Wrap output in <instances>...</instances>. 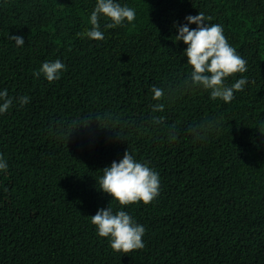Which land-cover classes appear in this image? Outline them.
Segmentation results:
<instances>
[{"label": "trees", "instance_id": "obj_1", "mask_svg": "<svg viewBox=\"0 0 264 264\" xmlns=\"http://www.w3.org/2000/svg\"><path fill=\"white\" fill-rule=\"evenodd\" d=\"M96 2L0 0V91L15 98L0 114V264H264V0H116L135 20L101 17L102 41L82 35ZM199 12L246 61L230 103L192 86L175 41ZM57 59L59 80L34 76ZM126 151L159 174L149 205L99 190ZM109 206L145 228L142 250L97 235L90 217Z\"/></svg>", "mask_w": 264, "mask_h": 264}, {"label": "clouds", "instance_id": "obj_2", "mask_svg": "<svg viewBox=\"0 0 264 264\" xmlns=\"http://www.w3.org/2000/svg\"><path fill=\"white\" fill-rule=\"evenodd\" d=\"M101 17L110 20L106 28L112 29L121 26L127 21L129 24L135 20L136 12L127 5L121 6L116 0H97L91 13V30L83 33L94 41L104 40V32L100 29ZM211 17H206L203 12L196 16L185 17L186 23L178 26V35L175 41H182L187 47L184 56L192 71L188 77L193 87H200L210 91L212 100L220 99L230 103L235 97L234 93L243 91L247 83L246 78L237 80L231 86L225 81L237 73L247 71L246 61L237 54L224 35V29L220 24L206 23ZM196 25L190 29L189 25ZM18 47H23L22 36H9ZM66 71V65L59 59L54 62H44L39 71L34 73L37 78L43 74L49 83L60 79V73ZM152 99L159 101L163 95V89L153 86L151 88ZM13 97L8 96L7 89L0 91V114L7 112L14 102ZM19 104L23 107L29 102V97L21 96ZM163 110V105L159 106ZM8 165L3 155L0 154V172H7ZM103 175L99 179V190L112 197V201L120 206H129L142 202L151 204L160 195V177L146 163L137 162L132 154L125 152L119 161H113L110 167L103 169ZM91 224L95 227L100 238H108L110 247L114 252L128 254L145 247L143 237L145 228L125 211L113 213L109 206L100 209L90 217Z\"/></svg>", "mask_w": 264, "mask_h": 264}]
</instances>
